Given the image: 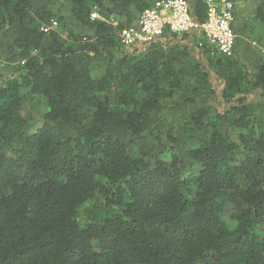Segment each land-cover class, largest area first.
<instances>
[{
    "label": "trees",
    "instance_id": "16d2710c",
    "mask_svg": "<svg viewBox=\"0 0 264 264\" xmlns=\"http://www.w3.org/2000/svg\"><path fill=\"white\" fill-rule=\"evenodd\" d=\"M154 1L0 0V264H264V0L230 57Z\"/></svg>",
    "mask_w": 264,
    "mask_h": 264
},
{
    "label": "built area",
    "instance_id": "2783aa9c",
    "mask_svg": "<svg viewBox=\"0 0 264 264\" xmlns=\"http://www.w3.org/2000/svg\"><path fill=\"white\" fill-rule=\"evenodd\" d=\"M205 6L206 18L203 23H198L189 1L155 0L141 14L136 26L122 32L121 45L124 48L146 47L184 38L222 56H232L236 39L233 29L236 4L231 0H205ZM90 18L95 20L100 16L94 12ZM55 27L56 23L51 22L40 30L48 32Z\"/></svg>",
    "mask_w": 264,
    "mask_h": 264
},
{
    "label": "rangeland",
    "instance_id": "374dc122",
    "mask_svg": "<svg viewBox=\"0 0 264 264\" xmlns=\"http://www.w3.org/2000/svg\"><path fill=\"white\" fill-rule=\"evenodd\" d=\"M259 1L260 0H245L242 3L240 2V3L236 4V10L238 13H237V17H236L237 21L235 19V23H234L235 29H238L243 22L247 21L248 16L251 15L252 10L255 7V4L258 3ZM250 41L244 40L245 45L247 44L249 46L248 49L252 50L250 48L251 47ZM252 45H254V44L252 43ZM2 54H3V51L0 50V67L1 68H3V66L5 64V62L3 61L2 57H1ZM215 88L218 90L220 87H219V85H216ZM33 106L34 107L37 106L35 101L33 102ZM222 109H223V107H220L216 111L219 112ZM39 110H43V109L39 108Z\"/></svg>",
    "mask_w": 264,
    "mask_h": 264
}]
</instances>
